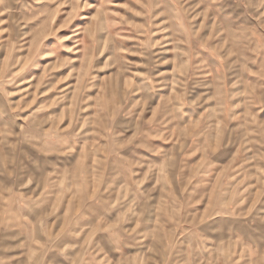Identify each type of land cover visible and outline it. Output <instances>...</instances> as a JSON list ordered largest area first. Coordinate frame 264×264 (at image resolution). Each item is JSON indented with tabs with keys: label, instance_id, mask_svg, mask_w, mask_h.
Instances as JSON below:
<instances>
[{
	"label": "rangeland",
	"instance_id": "obj_1",
	"mask_svg": "<svg viewBox=\"0 0 264 264\" xmlns=\"http://www.w3.org/2000/svg\"><path fill=\"white\" fill-rule=\"evenodd\" d=\"M0 264H264V0H0Z\"/></svg>",
	"mask_w": 264,
	"mask_h": 264
}]
</instances>
